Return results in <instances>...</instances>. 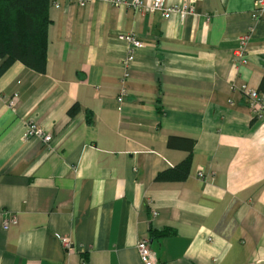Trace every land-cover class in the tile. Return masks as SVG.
I'll list each match as a JSON object with an SVG mask.
<instances>
[{"label": "crops", "instance_id": "1", "mask_svg": "<svg viewBox=\"0 0 264 264\" xmlns=\"http://www.w3.org/2000/svg\"><path fill=\"white\" fill-rule=\"evenodd\" d=\"M166 1L191 12L51 0L46 72L0 77V264H143V239L157 264H264V120L242 92L264 94V9ZM171 137L194 141L190 173L158 182L189 157Z\"/></svg>", "mask_w": 264, "mask_h": 264}, {"label": "trees", "instance_id": "2", "mask_svg": "<svg viewBox=\"0 0 264 264\" xmlns=\"http://www.w3.org/2000/svg\"><path fill=\"white\" fill-rule=\"evenodd\" d=\"M51 0H0V77L17 62L37 73L47 66ZM194 141L170 138L169 146L189 150V157L160 173L158 182L184 181L192 166Z\"/></svg>", "mask_w": 264, "mask_h": 264}, {"label": "built area", "instance_id": "3", "mask_svg": "<svg viewBox=\"0 0 264 264\" xmlns=\"http://www.w3.org/2000/svg\"><path fill=\"white\" fill-rule=\"evenodd\" d=\"M76 2L79 6H85L93 2H103L105 4H111L116 7L131 8L139 12H147V11L159 12L162 14V16L165 19H170L174 14L178 12H180L183 17L187 16L188 13L191 12L188 6H182V7L173 6L170 5L166 0H153L149 8L144 7L142 0H76ZM263 9H264V0H259V2L257 3V8L255 9L256 17H259ZM120 38L126 40L130 44L131 54L127 60V63L129 64L134 58L135 51L141 49L144 46V43L133 34L121 35ZM247 39H248L247 37L242 38L243 44L246 45ZM236 60L239 65L241 63L242 64L246 63V56L244 54V50H241V52L236 57ZM242 92L248 104L251 106L255 118L258 120H264V94L260 93L257 90H253L247 86L243 88ZM125 96H126V91L122 90L118 98L120 105L124 102ZM29 134L39 136L43 140V142L47 144L52 141V137L50 135L44 134V132L41 129L37 130L35 126L31 128ZM16 223L17 220L15 218L6 220L4 222L5 230H8L11 225H15ZM59 239L62 245L67 250L69 251L73 250L72 243L69 238L61 237ZM137 250L143 264H157V257L150 246L149 240L147 239L140 240L139 243L137 244Z\"/></svg>", "mask_w": 264, "mask_h": 264}]
</instances>
